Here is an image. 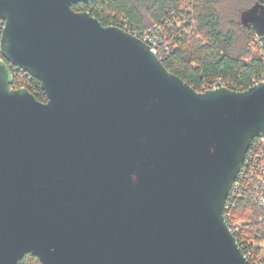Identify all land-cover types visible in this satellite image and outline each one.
I'll list each match as a JSON object with an SVG mask.
<instances>
[{
  "label": "water",
  "instance_id": "95a60500",
  "mask_svg": "<svg viewBox=\"0 0 264 264\" xmlns=\"http://www.w3.org/2000/svg\"><path fill=\"white\" fill-rule=\"evenodd\" d=\"M89 1L0 0V264H248L225 204L264 82L198 92ZM241 23L264 37V0Z\"/></svg>",
  "mask_w": 264,
  "mask_h": 264
},
{
  "label": "trees",
  "instance_id": "16d2710c",
  "mask_svg": "<svg viewBox=\"0 0 264 264\" xmlns=\"http://www.w3.org/2000/svg\"><path fill=\"white\" fill-rule=\"evenodd\" d=\"M260 1L255 0L252 6ZM216 2L90 0L75 5L74 9L90 12L105 27H119L133 35L153 30L156 26L161 27L159 36L172 50L163 58L164 66L198 92L202 91L204 84L219 78L223 79L227 89L246 91L264 79V39L257 37L251 27L241 23V15L238 22L229 21L228 28L224 30ZM3 27L4 21L0 19V41ZM11 69L15 74V90L26 88L38 101L46 102V95L38 80L14 67ZM253 162L252 159L250 166H254ZM252 177L249 175L248 180L243 182L245 193L242 197L228 199L233 204L230 210L225 209V214H230L234 222H243L236 239L241 243L243 253L252 251L256 259L260 246L264 244V205L256 201L254 191L257 179ZM21 264L41 262L27 255Z\"/></svg>",
  "mask_w": 264,
  "mask_h": 264
},
{
  "label": "built area",
  "instance_id": "2783aa9c",
  "mask_svg": "<svg viewBox=\"0 0 264 264\" xmlns=\"http://www.w3.org/2000/svg\"><path fill=\"white\" fill-rule=\"evenodd\" d=\"M161 32H162L161 27L156 26L155 29L153 30H147L142 34L135 35V36L141 39L144 43H146L158 55V57L162 61L165 56L169 55L172 52V50L168 46V44L165 42V40H163L162 37L159 36ZM261 39H264V37H262ZM261 82H264V79L258 83H261ZM220 88H227L222 78H219L212 83L204 84L202 86L201 92H206L209 90H217ZM254 141L255 142L254 144L252 142L251 147L254 146L255 151L254 150L251 151V147H250L248 153L246 154L241 172L238 175V178L232 188V191L230 192L228 199L242 197L243 193H245L243 182L248 180L249 175L250 176L252 175L253 176L252 178L254 180L255 178L257 179V183H256L255 191H254L256 201L261 206H263L264 205V190H262V188L264 186V137L256 138ZM252 159L254 161L252 163L254 164V166H250L251 164L250 162L252 161ZM228 199L225 204V209L230 210L233 203L231 200H228ZM225 218H226L228 226L230 227L232 233L234 234L236 238V234H238L239 229L241 228L243 222L242 221H239V222L232 221V217L230 214L227 216L225 214ZM237 243L239 244L241 248V245H240L241 243H239L238 241ZM259 250L260 252L256 256V259L252 251H246L243 253L245 258L248 261V264L264 263V244L260 246Z\"/></svg>",
  "mask_w": 264,
  "mask_h": 264
},
{
  "label": "rangeland",
  "instance_id": "374dc122",
  "mask_svg": "<svg viewBox=\"0 0 264 264\" xmlns=\"http://www.w3.org/2000/svg\"><path fill=\"white\" fill-rule=\"evenodd\" d=\"M255 3V0H217L216 9L219 13L222 22L223 29L228 28L229 21H239L242 11L249 8ZM240 44L242 39L240 38Z\"/></svg>",
  "mask_w": 264,
  "mask_h": 264
}]
</instances>
